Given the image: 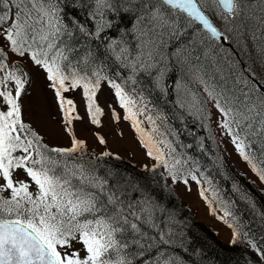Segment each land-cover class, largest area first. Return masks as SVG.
Wrapping results in <instances>:
<instances>
[{
    "label": "snow or ice",
    "instance_id": "snow-or-ice-1",
    "mask_svg": "<svg viewBox=\"0 0 264 264\" xmlns=\"http://www.w3.org/2000/svg\"><path fill=\"white\" fill-rule=\"evenodd\" d=\"M232 40L264 71V0H0V264H188L173 250L182 247L173 214L140 181L86 160V141L75 134L70 146L49 147L24 120L27 69L44 73L69 134L83 119L71 94L81 93L86 115L100 125L98 93L108 86L123 109L121 116L110 108L109 118L130 121L154 161L143 169L162 168V178L189 190L191 180L207 201L202 181H210L198 160L177 150L170 138L177 134L140 85L146 79L166 93L165 80L180 65L208 99L185 86L191 102L179 106L210 120L211 103L217 126L264 182V90L252 69L225 74L217 55L234 54L221 44ZM104 157L120 159L110 151L96 159ZM230 215L225 208L219 218L227 223ZM242 240L264 264V245L234 228L230 242Z\"/></svg>",
    "mask_w": 264,
    "mask_h": 264
},
{
    "label": "trees",
    "instance_id": "trees-1",
    "mask_svg": "<svg viewBox=\"0 0 264 264\" xmlns=\"http://www.w3.org/2000/svg\"><path fill=\"white\" fill-rule=\"evenodd\" d=\"M221 44L224 49L231 47L234 50L232 55L226 51L219 52L218 60L225 74L248 75V69H251L250 60L240 51L235 40L230 44L222 41ZM186 77V70L176 65L165 80L166 93L153 88L146 79L140 86H147L146 94L151 105L167 117L168 127L177 134L176 137H170L180 145L177 150L198 160L200 171L204 173L207 181H210V184L206 182L210 191L205 193L209 206L212 209L220 208L223 212L226 208L231 213L227 221L234 224L233 229L247 233L248 238L255 240L258 246L264 245V190L248 179L228 160L224 151L216 148L206 138L201 123L194 115L179 106L177 87L179 85L181 90L185 89ZM216 78L218 79V76ZM257 80L264 83V76L257 74ZM187 143L194 144L197 151H190ZM119 156L118 160L113 157H104L101 160L84 154L86 160L93 159L98 165L119 169L140 181L141 186L146 187L167 213L173 214L177 222L172 225L177 233L175 239L182 245L173 250L178 252L188 264H248L249 260L253 264H260L259 260L253 258L246 250L247 240H242L238 244L223 243L210 226H205L196 220L187 203L180 198L175 188L168 184L166 176L164 178L160 176V172H163L162 168L155 173L145 171L143 165L137 164L130 157ZM209 158L211 163L208 161ZM167 213L162 219L167 218Z\"/></svg>",
    "mask_w": 264,
    "mask_h": 264
},
{
    "label": "rangeland",
    "instance_id": "rangeland-1",
    "mask_svg": "<svg viewBox=\"0 0 264 264\" xmlns=\"http://www.w3.org/2000/svg\"><path fill=\"white\" fill-rule=\"evenodd\" d=\"M250 45L251 43H249V50L251 51ZM239 49L242 52L240 47ZM244 55L248 60H250L251 69L257 74L264 76V71L261 70L255 54L252 53L251 55ZM219 57L220 54L218 52L217 59ZM27 70L31 73L32 82L27 94L22 97L24 120L26 122L31 120L32 127L44 137V140L48 143L49 147L70 146L71 135L75 134L78 139L86 141L87 147L85 155L88 157L95 158L100 155L102 151H110L114 154L128 156L136 161L137 164H148L151 166L154 162L146 156V150L138 142L136 130L131 126L130 121L109 118L110 108H114L121 116L123 115V109L119 107L113 94V90L108 86L104 85L102 90L98 93V105L105 113L100 117V125L92 124L90 117L86 115V100L82 98L81 93L76 91L71 94L77 106V113L82 116L83 119L73 121L72 133L69 134L61 127V116L57 102L54 94L47 87L44 73L39 68L32 67L31 65H29ZM186 74L187 88L193 93H198L199 97L203 100H207L208 97L207 93L204 91V85L196 82L187 72ZM178 90L180 91V93L178 92V102L187 101L190 103L191 96L185 91V89L181 90L179 87ZM207 107L213 114L210 120L203 119L196 113L194 108L189 110L187 103L182 109L194 114L208 135L211 138L216 139L219 144H222L226 148L229 160L234 164V166H236L241 172H245L251 179L257 180L259 185L263 186V182L260 181L259 177L249 167L248 163L244 161L235 150L231 139L217 126L216 117L218 113L214 108H212L211 103H208ZM144 127L146 129L148 128L147 123L144 124ZM97 134L105 138L107 141L105 145L99 144ZM168 181L175 187L180 198L190 207V211H192V213L195 212L197 217L204 224L210 226L214 231H216L223 243L231 241L232 230H230L229 227L224 224L223 220L219 218L222 217L223 213L220 210L215 209V214H213L209 208L210 206L208 202L199 194V186L195 182L189 180V190L182 182L173 183L171 178H168ZM0 183H2V181H0ZM247 249L250 252L255 253L248 244Z\"/></svg>",
    "mask_w": 264,
    "mask_h": 264
},
{
    "label": "bare ground",
    "instance_id": "bare-ground-1",
    "mask_svg": "<svg viewBox=\"0 0 264 264\" xmlns=\"http://www.w3.org/2000/svg\"><path fill=\"white\" fill-rule=\"evenodd\" d=\"M178 83V82H177ZM177 89V88H176ZM175 89V90H176ZM178 91V90H177ZM179 93H180V91H179ZM183 94V93H182ZM179 95V94H178ZM177 95V96H178ZM175 96V95H174ZM186 98V97H185ZM184 100V99H183ZM190 113V112H189ZM190 114H192V113H190ZM192 115H194V114H192ZM195 116V115H194ZM207 127V126H206ZM208 128V127H207ZM204 134H205V136H206V138L208 139V140H210L215 146H216V148H218V149H220V150H222V151H224L225 152V154H226V156H227V158H228V160H229V155H228V153H227V150H226V148L222 145V144H219L217 141H216V139H213V138H211L209 135H208V133L204 130ZM195 144H198V143H195ZM188 145H190L189 143H187V146ZM199 147V146H198ZM188 149L190 150V151H192V152H196L197 150H195V145L193 144V145H191V147H188ZM189 151V152H190ZM210 163H211V159L209 158V160H208ZM230 161V160H229ZM231 162V161H230ZM199 169H200V166H199ZM248 179H250V180H252V181H254L255 183H256V185L257 186H259L260 188H262L263 190H264V182H263V186L262 185H259V183L257 182V180H254V179H251L245 172H242ZM203 184V186L204 187H206L207 189L209 188L210 189V187H209V185H208V183H206V182H203L202 183ZM210 191V190H209ZM210 209H212L211 207H209ZM218 210H220L223 214H224V212L220 209V208H218ZM248 210H250V209H248ZM252 210V209H251ZM257 210V209H256ZM252 214H253V212H252ZM193 215L195 216V218H196V220H198L199 222H201L202 224H204L198 217H197V215H196V213L194 212L193 213ZM223 216V215H222ZM250 216V215H249ZM251 218H253V217H251ZM223 222H224V220H223ZM224 224L225 225H229V224H231V223H229V222H227V223H225L224 222ZM205 226H207L206 224H204ZM233 226H234V224H232ZM229 227V226H228ZM233 228V227H232ZM229 229L231 230V228L229 227ZM225 230H226V228H225ZM215 233H216V235H217V237L218 238H220L219 237V234L215 231Z\"/></svg>",
    "mask_w": 264,
    "mask_h": 264
},
{
    "label": "water",
    "instance_id": "water-1",
    "mask_svg": "<svg viewBox=\"0 0 264 264\" xmlns=\"http://www.w3.org/2000/svg\"><path fill=\"white\" fill-rule=\"evenodd\" d=\"M261 86V90H264V85H260ZM206 264H208V263H206Z\"/></svg>",
    "mask_w": 264,
    "mask_h": 264
}]
</instances>
